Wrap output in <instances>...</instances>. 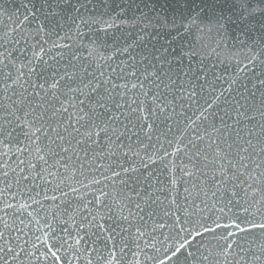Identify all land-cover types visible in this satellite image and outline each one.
I'll return each mask as SVG.
<instances>
[{
	"label": "snow or ice",
	"instance_id": "obj_1",
	"mask_svg": "<svg viewBox=\"0 0 264 264\" xmlns=\"http://www.w3.org/2000/svg\"><path fill=\"white\" fill-rule=\"evenodd\" d=\"M0 264H264V0H0Z\"/></svg>",
	"mask_w": 264,
	"mask_h": 264
}]
</instances>
